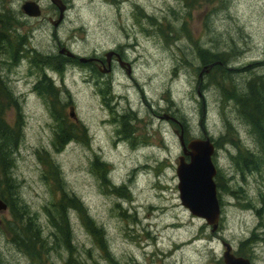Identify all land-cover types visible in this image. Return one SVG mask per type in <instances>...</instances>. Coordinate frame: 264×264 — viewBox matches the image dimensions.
<instances>
[{"label": "rangeland", "instance_id": "obj_1", "mask_svg": "<svg viewBox=\"0 0 264 264\" xmlns=\"http://www.w3.org/2000/svg\"><path fill=\"white\" fill-rule=\"evenodd\" d=\"M25 1L0 0V11H11L5 17L7 28L16 33L25 55L17 65L3 66V77L21 105L22 139L12 170L14 200L25 204L48 249L34 250L36 263L29 252L19 250L4 226L12 221L7 209L0 213V263L66 264L71 258L70 264H224L226 242L235 256L264 264V211L257 212L264 172L261 177L245 171L242 177L229 158L236 147L219 143L227 121L234 141L239 137L245 148H258L236 119L227 90L240 81L241 67L264 62V0H197L191 8L186 4L192 0H66L70 9L58 33L46 22L23 15L20 6ZM34 1L41 3L42 20L54 15L49 0ZM58 42L82 57H103L120 48L133 64L132 76L125 70L112 77L101 75L83 63L61 64L62 72L33 63L37 56L56 54ZM234 51L238 54L225 65L209 63L204 71L206 55ZM235 70L236 79L230 74ZM43 75L54 83L56 98L40 93ZM55 99L56 111L77 136L62 150L54 141L59 124L53 116ZM69 106L74 118L69 117ZM166 117L183 125L186 143L203 135L211 138L217 171L226 180L235 176V185L243 187L246 197L228 193L219 198L217 190L222 204L214 233L181 205L176 176L181 127ZM15 119L9 111L11 125ZM45 158L54 160L58 171L46 173ZM96 158L105 163L109 183L103 184L93 171ZM228 185L233 190L230 181ZM62 193L79 199L103 229V237L89 234L80 212L71 207L67 221L72 252L55 249L56 233L43 208ZM248 202L253 207L245 208ZM244 242L245 254L240 246Z\"/></svg>", "mask_w": 264, "mask_h": 264}, {"label": "trees", "instance_id": "obj_2", "mask_svg": "<svg viewBox=\"0 0 264 264\" xmlns=\"http://www.w3.org/2000/svg\"><path fill=\"white\" fill-rule=\"evenodd\" d=\"M196 1L197 0H192L191 3H187L186 6L191 8L196 3ZM10 15L11 11L9 8H4L3 11H0V199L6 203L7 209L9 210V213L12 217V221L7 222V224L4 225L9 234L13 235L11 239L12 243L19 250H25L29 252L30 254H28V256L30 260L33 263H36V260H34L35 256L32 255L34 250L42 249L44 252H47L48 248H43L45 243H43L42 237H40V227L36 224V221L30 212H28L25 204L22 205L18 201L14 200L17 184L12 178V170L15 167V151L17 150L22 139V119L20 111L21 105L11 84L3 77V66L6 63L8 68L13 65H17L20 59L25 55L23 54L21 44H17L16 40L18 39L16 33L14 31L10 32L7 28L9 20L6 18H9ZM231 53L232 52H218L206 55V57L203 59L204 67L208 66L209 63L213 64L216 62H222L225 65V62L232 58L231 56H234V53L238 54L237 51H234L233 54ZM42 59L43 61H41ZM38 61L42 63V66L52 67L53 69L61 72L60 65L63 64V62L39 56L34 58V62H32L37 65ZM258 63L259 62H255L248 66L241 67L242 70H240V76L237 74V72H239L238 70L233 72L231 71L230 74L232 77L235 78V75H237V79L239 80L240 78V81L237 83H232L230 90H227L229 93L228 98L233 96L231 99H233L234 102L233 113L236 119H238V121L242 123V126L246 129V137L249 139V136H253L254 139H256L258 148L254 150L245 148V145L241 142L239 137L236 139V141H234V129L231 123L227 122L226 120V133L220 136L219 140V143L222 141H227L226 143L230 142L231 145L236 147V154L233 155L230 153L229 158L235 165L236 173L240 174L242 177H244L243 175L245 174V171L252 174H258L261 177V172H264V65L261 66V64ZM251 65H256L257 69L251 70L249 68ZM181 66L182 65H180V67ZM204 78L200 79L203 80ZM109 88L107 86V89ZM39 91L40 93L44 92L50 94L53 96V98H56V92H58L52 86V84L47 81L40 82ZM108 95L109 92L107 91L106 96H103L108 97ZM56 102L57 99H55L52 104L54 113L53 116L59 124L54 141L56 142L55 148L57 150H62L70 141L76 139L77 136L75 135L73 127L67 126L65 119L56 111ZM233 102H230V104ZM223 105H225V103H223ZM11 110H13V112L16 114L15 123L13 125H11L7 120V113H9ZM121 119L124 125L127 127V120L124 117ZM236 132L238 133V131ZM121 133H124L123 130ZM128 136L129 132L126 130L125 137ZM220 146L223 145L221 144ZM43 162V165L47 168L46 173H52V171L55 173V171H58V166L55 164L54 160L49 161L47 158H45L43 159ZM103 167L105 168V163L99 162L98 158H96L95 162L93 163V171L95 174L100 176L101 182L105 184V182H109L105 176L106 171L104 172L102 169ZM229 181L234 185L233 190H231L228 185ZM215 182L219 198L228 193L232 195L241 193L243 196H245L243 187L241 185H235L237 183L235 176L229 177V179L226 180L218 170L215 177ZM119 191H121V188L114 189V193ZM258 198L261 202V208H259L257 212L261 213L264 211V193L259 194ZM220 202L222 204V201ZM252 204L248 202L245 208L253 207L254 204ZM71 207H75L74 209L80 212V220L82 225L89 234H91L95 239H97L100 234L103 237V229L96 226L94 221L89 216V212L87 214L86 209L79 199L73 195L62 193V196L58 200H54V202L47 204L43 208L48 217L50 225L54 228L56 233L54 237L57 247L55 248L56 250L68 249L72 252L73 243H71V241L73 236L71 226L67 221V210L71 209ZM1 225L2 223L0 224V227H2ZM57 238H59L60 241ZM99 240L101 244V239ZM248 242L250 241H247V244ZM240 246L242 250L245 247V242L241 243ZM242 252L244 253L246 251L242 250ZM70 256L72 257V254H70ZM71 261L72 259L70 258L66 264H70Z\"/></svg>", "mask_w": 264, "mask_h": 264}, {"label": "water", "instance_id": "obj_3", "mask_svg": "<svg viewBox=\"0 0 264 264\" xmlns=\"http://www.w3.org/2000/svg\"><path fill=\"white\" fill-rule=\"evenodd\" d=\"M50 1L59 7L62 15L63 6L59 4V1ZM20 10L30 18L41 15L39 5L32 0L23 2ZM68 55L74 57L71 53H68ZM87 60L81 57L79 61L84 63ZM202 72L203 70L201 75ZM69 115L71 118L75 117L72 108H70ZM178 140L182 149L177 160L176 176L178 178L177 189L181 205L192 216L203 219L211 227V233H214L219 227L221 218V205L214 181L217 173L216 166L213 163L214 142L207 135H204V138L191 139L186 145L183 141L182 131L178 136ZM6 210V203L0 199V213ZM222 244L225 248L222 255L224 264H251L248 258L235 256L228 243Z\"/></svg>", "mask_w": 264, "mask_h": 264}, {"label": "flooded vegetation", "instance_id": "obj_4", "mask_svg": "<svg viewBox=\"0 0 264 264\" xmlns=\"http://www.w3.org/2000/svg\"><path fill=\"white\" fill-rule=\"evenodd\" d=\"M32 1H34V0H32ZM61 1H62L61 6L64 4H66V6H67L66 11L63 10L62 15H61V11H60L59 7L49 0L51 13L54 15H49L47 17V20H44V19L42 20V9L40 8L41 9V15L39 17L31 18V19H36V20L38 19L40 22H46L52 28V30L55 33H58V31L63 27V25L67 19L68 10L70 9V5L68 4V2L66 0H61ZM37 3L41 7V3L38 1H37ZM26 17H28V16H26ZM28 18H30V17H28ZM54 35H56V34H54ZM54 37L57 39V36H54ZM56 44H57L58 52L56 54H53V55L49 54L47 56V58H51V60L53 59L56 61H61L65 65L66 64H75V63L81 64V62L79 60L82 56H78V55L74 54L70 49H68L66 46L62 45L59 42ZM68 53L73 54L74 57L69 56ZM108 53H109V55H107ZM84 58H86L88 60L86 62H84L83 64L86 66H89L92 71L98 72L101 75H110L112 77V75L117 74L118 71L125 70L126 75L128 77L132 76V73H133L132 65L133 64L131 61H128V59L124 55L123 51H120V48L105 52L103 57L93 55V56L84 57ZM258 62H259L258 64H261V66L264 65V62H260V61H258ZM43 76H45V75H43ZM41 81L50 82L53 87L55 86L54 83L50 79H48L46 76L42 77ZM99 84L100 83H98V85ZM70 108H72V106H69V109ZM166 120H169L172 122L174 121V119L171 117H169V118L166 117ZM179 126L181 127L182 136H183L184 135L183 132L185 131L184 127L180 123H179ZM183 141L187 145L184 136H183ZM180 147H181V145H180Z\"/></svg>", "mask_w": 264, "mask_h": 264}, {"label": "bare ground", "instance_id": "obj_5", "mask_svg": "<svg viewBox=\"0 0 264 264\" xmlns=\"http://www.w3.org/2000/svg\"><path fill=\"white\" fill-rule=\"evenodd\" d=\"M57 1H59V4L61 5L62 4V1L61 0H57ZM34 2H36V1H34ZM37 3V2H36ZM38 4V3H37ZM39 5V4H38ZM63 6V10L64 11H66V4H64V5H62ZM39 7H40V5H39ZM41 8V7H40ZM205 68V67H204ZM202 74H203V72H202ZM200 78L202 79L203 78V76L201 75V73H200ZM223 243H225V242H223ZM246 258V257H245Z\"/></svg>", "mask_w": 264, "mask_h": 264}]
</instances>
